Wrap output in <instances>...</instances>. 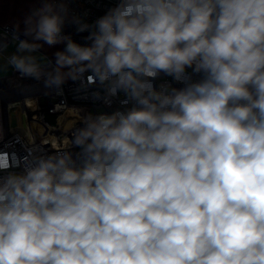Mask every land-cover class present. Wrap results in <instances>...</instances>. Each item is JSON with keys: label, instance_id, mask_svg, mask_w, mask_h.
Segmentation results:
<instances>
[{"label": "clouds", "instance_id": "clouds-1", "mask_svg": "<svg viewBox=\"0 0 264 264\" xmlns=\"http://www.w3.org/2000/svg\"><path fill=\"white\" fill-rule=\"evenodd\" d=\"M40 3L12 68L132 106L72 109L82 126L52 153L0 154V264H264V0H119L93 25ZM38 41L65 43L51 71ZM161 73L184 87L158 89Z\"/></svg>", "mask_w": 264, "mask_h": 264}, {"label": "built area", "instance_id": "built-area-1", "mask_svg": "<svg viewBox=\"0 0 264 264\" xmlns=\"http://www.w3.org/2000/svg\"><path fill=\"white\" fill-rule=\"evenodd\" d=\"M119 0H68L70 18L78 16L89 25L105 15L107 11L116 6ZM0 34L6 36L7 46L12 41L19 42V39H25L24 35L18 32L9 24H0ZM63 34L69 36L75 43L81 46L90 45L91 41L87 39L89 31L78 32L77 26L71 22L65 24ZM16 39H13V37ZM61 51L65 48V43H60ZM5 50V49H4ZM0 52V55L4 53ZM45 55V54H44ZM46 63H41L45 71L53 70L56 65L45 55ZM10 65V64H9ZM11 66V65H10ZM193 81H199L202 77L200 74H193L192 69H187ZM88 74H85V77ZM159 89L161 84L170 85L174 88H182V83L176 82L172 77L163 73L153 81ZM99 92L104 95L103 87L97 82L87 85L81 84L79 81L66 82L62 88L45 87L43 79L36 80L30 77H21L20 73L15 71L11 66V72L8 75H0V108L2 117V139H0V154H8L13 159L15 157H25L29 151H43L52 153L55 143H43L45 140L56 138L58 141L64 137L71 138L72 131L81 127L82 124L72 114L70 110H79V115L84 116L88 113L92 114H111L116 110L124 111L130 108L132 104L127 106L121 105V100L125 99L124 93H119L117 97L112 99L111 106L104 103L102 99H97L94 93ZM26 99L34 101L35 108H29L25 104ZM19 101L22 103V116L20 125H16L15 121H11L9 112L11 110L10 103ZM14 109V108H13ZM12 109V110H13ZM49 116H54L53 122L48 120ZM67 123L70 125L67 126ZM30 131L34 142H30L26 132ZM73 153V159L76 161V167L82 166V161L76 157V153L80 150L72 147L68 149ZM4 157L0 156V160ZM21 171V168L13 169Z\"/></svg>", "mask_w": 264, "mask_h": 264}, {"label": "trees", "instance_id": "trees-1", "mask_svg": "<svg viewBox=\"0 0 264 264\" xmlns=\"http://www.w3.org/2000/svg\"><path fill=\"white\" fill-rule=\"evenodd\" d=\"M39 7H41L40 0H0V22H2V24L11 25L14 29L23 34L25 28L24 20ZM17 25L19 27H17ZM38 42L44 43L43 41ZM45 55H47L53 63L54 60H56L54 56L50 57L49 53H45Z\"/></svg>", "mask_w": 264, "mask_h": 264}, {"label": "rangeland", "instance_id": "rangeland-1", "mask_svg": "<svg viewBox=\"0 0 264 264\" xmlns=\"http://www.w3.org/2000/svg\"><path fill=\"white\" fill-rule=\"evenodd\" d=\"M0 24H2V22H0ZM39 43V42H37ZM17 44L18 42L17 41H13L11 42L7 48L4 50V53L3 55H0V64L1 65H4V66H7L8 63V58L15 54L16 51H17ZM42 45V47L36 52V53H33V55H36V56H43L45 57V53H49L50 54V57H55V53L59 50L60 51V44H56V45H52V46H49L47 45L46 43H40ZM47 61V60H46ZM45 62V61H44ZM54 63L56 64V60H54Z\"/></svg>", "mask_w": 264, "mask_h": 264}, {"label": "bare ground", "instance_id": "bare-ground-1", "mask_svg": "<svg viewBox=\"0 0 264 264\" xmlns=\"http://www.w3.org/2000/svg\"><path fill=\"white\" fill-rule=\"evenodd\" d=\"M22 103H19V101H15L10 103V112L9 116L11 121H15L16 125H20L21 116H22ZM14 108V109H13ZM13 109V110H12ZM70 125V123H67V126ZM0 139H2V117H1V108H0Z\"/></svg>", "mask_w": 264, "mask_h": 264}, {"label": "crops", "instance_id": "crops-1", "mask_svg": "<svg viewBox=\"0 0 264 264\" xmlns=\"http://www.w3.org/2000/svg\"><path fill=\"white\" fill-rule=\"evenodd\" d=\"M8 60H9V58H8ZM40 63H46V59L40 61ZM10 72H11V66L9 64H7V66H4V65L0 64V75H2V76L8 75V74H10Z\"/></svg>", "mask_w": 264, "mask_h": 264}, {"label": "water", "instance_id": "water-1", "mask_svg": "<svg viewBox=\"0 0 264 264\" xmlns=\"http://www.w3.org/2000/svg\"><path fill=\"white\" fill-rule=\"evenodd\" d=\"M54 119H55V117H54V116H49V117H48V120H49V121H51V122H53V121H54Z\"/></svg>", "mask_w": 264, "mask_h": 264}]
</instances>
